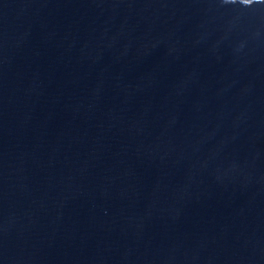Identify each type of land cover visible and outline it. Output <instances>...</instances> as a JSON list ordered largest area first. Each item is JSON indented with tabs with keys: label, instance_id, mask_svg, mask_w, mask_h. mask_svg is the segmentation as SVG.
Returning <instances> with one entry per match:
<instances>
[{
	"label": "water",
	"instance_id": "water-1",
	"mask_svg": "<svg viewBox=\"0 0 264 264\" xmlns=\"http://www.w3.org/2000/svg\"><path fill=\"white\" fill-rule=\"evenodd\" d=\"M0 264H264V0H0Z\"/></svg>",
	"mask_w": 264,
	"mask_h": 264
},
{
	"label": "snow or ice",
	"instance_id": "snow-or-ice-1",
	"mask_svg": "<svg viewBox=\"0 0 264 264\" xmlns=\"http://www.w3.org/2000/svg\"><path fill=\"white\" fill-rule=\"evenodd\" d=\"M245 2H247V3H252L253 0H245Z\"/></svg>",
	"mask_w": 264,
	"mask_h": 264
}]
</instances>
